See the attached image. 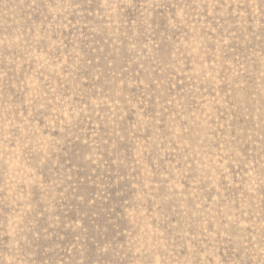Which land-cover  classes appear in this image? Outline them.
Listing matches in <instances>:
<instances>
[{
    "label": "rangeland",
    "instance_id": "1",
    "mask_svg": "<svg viewBox=\"0 0 264 264\" xmlns=\"http://www.w3.org/2000/svg\"><path fill=\"white\" fill-rule=\"evenodd\" d=\"M0 264H264V0H0Z\"/></svg>",
    "mask_w": 264,
    "mask_h": 264
}]
</instances>
